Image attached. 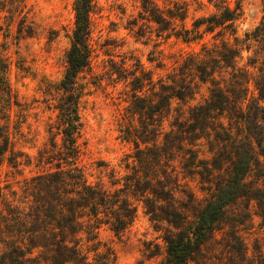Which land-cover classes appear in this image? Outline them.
Segmentation results:
<instances>
[{
  "label": "trees",
  "instance_id": "16d2710c",
  "mask_svg": "<svg viewBox=\"0 0 264 264\" xmlns=\"http://www.w3.org/2000/svg\"><path fill=\"white\" fill-rule=\"evenodd\" d=\"M141 3L159 37L175 36L190 44L212 35L213 48L204 42L201 53L191 54L161 78L158 88L150 82V93L142 94L143 84L133 81L130 125L123 140L134 143L135 151L126 155L125 174L112 169L109 183L92 182L80 164L84 124L79 80L92 60L93 0L75 1L67 68L56 87H47L56 100L51 103L56 121L48 129L49 143L35 158L42 170L25 179L20 190L0 186V264H115L100 231L107 227L121 236L137 220L140 204L163 233L165 258L160 264H190L228 224L232 205L245 198L264 200L247 182L264 158V18L254 33L240 38L235 23L241 8L224 1L214 2L216 11L194 19L191 27L184 1ZM252 40L261 45L259 56L240 66ZM200 83L208 86L209 95L193 104ZM0 92H11L5 70H0ZM176 102L182 105L174 107ZM14 105L21 106L18 101ZM10 121L8 115L6 124L0 123V165L30 166L32 157L15 150ZM203 140L208 158L196 149ZM189 179L197 180L208 196L198 197Z\"/></svg>",
  "mask_w": 264,
  "mask_h": 264
},
{
  "label": "rangeland",
  "instance_id": "374dc122",
  "mask_svg": "<svg viewBox=\"0 0 264 264\" xmlns=\"http://www.w3.org/2000/svg\"><path fill=\"white\" fill-rule=\"evenodd\" d=\"M75 1L0 0V70H5L11 91L9 95L0 92V123L4 126L8 115L11 116L9 134L16 152L32 157L30 166L13 168L8 163L1 164L0 186L20 190L25 179L42 170L36 167L35 158L49 143L48 129L56 121L51 104L56 100L47 92V87L50 84L56 87L67 68V52L76 21ZM174 1L188 4L187 22L191 27L194 19L214 13L213 3L219 0ZM221 1L233 9L241 8V17L235 23L240 38L254 33L261 25L264 0ZM160 5L164 7L163 3ZM156 29L154 23L145 19L141 0H93L92 60L79 80L83 90L80 112L84 124L79 139L80 164L92 182L102 179L109 183L112 169L125 174L126 155L135 151L134 143L123 140L125 129L130 125L132 89L136 84L133 81L137 79L139 85L143 84L142 94L150 93V82L158 88L161 78H166L191 54L201 53L204 42H210V48L215 43L212 35L206 36L203 42L184 43L175 36L159 37ZM218 39L216 43L220 44ZM231 43H234L232 38ZM250 43L253 48L251 52L244 51L240 66L246 65L249 57L259 56L260 43L255 40ZM196 91L193 104L209 95L208 86L201 83ZM15 101L21 106H15ZM178 104L182 105L176 102L174 107ZM241 135L244 138L245 134ZM196 149L201 151L202 158L210 157L204 140ZM25 156L19 160H26ZM173 163L178 165V161ZM247 182L258 188V196L264 195V158L262 165L255 166L249 174ZM188 183L198 197L208 196L201 191L197 180L189 179ZM138 209L137 220L121 236L107 227L100 231L103 245L115 254V264H160L165 258L163 233L150 221L142 204ZM227 221L223 230L216 233L190 264H264V200L245 198L236 202ZM234 223L237 227L233 229ZM103 249L106 248L103 246Z\"/></svg>",
  "mask_w": 264,
  "mask_h": 264
}]
</instances>
